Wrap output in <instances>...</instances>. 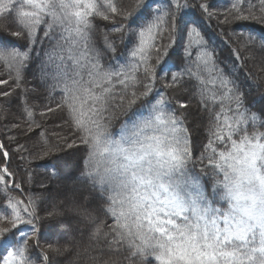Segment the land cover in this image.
<instances>
[{"label": "snow or ice", "instance_id": "1", "mask_svg": "<svg viewBox=\"0 0 264 264\" xmlns=\"http://www.w3.org/2000/svg\"><path fill=\"white\" fill-rule=\"evenodd\" d=\"M229 3L220 12L210 0H202L196 8L190 0H0V65L9 69L0 73L4 86L0 124L15 123L9 131L21 134L0 141V184L6 190L11 180L13 190L24 196L5 195L7 206L0 202L3 264L46 260V252L36 260L31 257V250L40 248V212L64 215L39 208V197L24 194L31 183L27 173L23 184L15 183L4 160L9 158L7 145H19L21 137L32 142L31 150L20 147L35 153L33 162L67 149L62 152L60 174L74 166L80 172L69 180L65 199L77 206L74 185L80 182L95 191L101 211L114 223L109 225L80 206V214L88 216L93 226L90 241L103 240L110 251L124 254L126 264H146L150 256L160 264H264V122L257 127L256 114L242 111V94L235 81L218 70L202 35L205 17L215 18L226 36L236 38L232 43L239 40L245 49H229L234 65L243 68L241 60L247 64L257 53L264 57V34L254 35L248 23L264 25V0ZM26 5L32 11H26ZM196 9L199 15L189 19ZM185 37L189 60L195 53L191 61L198 69L195 73L187 66L181 70L175 65L178 70L173 71L168 65L170 50ZM10 38L23 44H9ZM124 44L127 62L106 63L105 54L116 53ZM37 47L41 80L47 86L39 105L33 102L35 89L23 88L24 66ZM173 93L178 94V108L169 107ZM85 97L93 102L89 111L94 119L84 114ZM193 99L211 117L209 136L199 150L184 126ZM143 104L151 106L152 117L122 128L118 139L111 138L103 113L115 116L118 110ZM13 106L20 119L12 118ZM225 109L234 117L225 115ZM161 126L168 135H149V130ZM225 140H230L231 150L218 151ZM198 152L201 171L211 168L205 174L222 188L219 200L227 203L226 208L214 207L200 190L198 176L189 174ZM109 190L113 195L105 198ZM25 227L30 233L24 232ZM49 250L57 255L70 251L52 245Z\"/></svg>", "mask_w": 264, "mask_h": 264}, {"label": "trees", "instance_id": "2", "mask_svg": "<svg viewBox=\"0 0 264 264\" xmlns=\"http://www.w3.org/2000/svg\"><path fill=\"white\" fill-rule=\"evenodd\" d=\"M202 0H190L192 8H196V5L201 3ZM213 8L220 12H223L227 7L230 6L229 0H210ZM154 8L155 5H152ZM26 11H32L29 6H25ZM193 15H199V9H196V13H190L189 19L192 18ZM205 22H202V35L205 38L207 43V50L213 53L215 63L217 65L218 70H222L227 77H230L235 81V87L239 94H242L244 100V111L246 114H256L257 120L256 125L259 127L260 123L264 122V116H261L260 113L264 110V66L260 63L261 60L256 56L254 60H248L247 64H244V61L241 60V64H243V68L240 65H234V61L230 55L229 49L231 48L233 51L236 50L238 46H241V51L245 49L242 47V42L237 40L236 43H232V40L236 39L235 37L230 38L224 34L221 26L217 24L215 18L212 20H207L205 17ZM100 23L99 28L100 32H103L105 29V24ZM250 25V31L257 37L264 34V25H259L256 23L248 22ZM97 42L100 41V35L96 36ZM9 44L15 45L16 47H20L23 44V41H17L15 38H10L8 40ZM187 44V38H183L180 42H178L171 50L170 56L168 59V65L173 67V71H177L178 69L175 65H179L182 70L183 67L187 66L192 69L195 73L198 69L191 62L195 60V53H193V57L191 60L187 57L185 53V46ZM47 47V45H45ZM127 48L128 45H119L116 53L105 54V62L115 64H124L128 60L127 56ZM260 57V56H259ZM263 59V58H262ZM41 66V53L40 48L37 47L36 53L32 56L31 60L24 66L23 69V77L24 84L23 88L32 90L35 89V93L33 94V102L37 105L41 103L45 94H46V85L41 80L40 73ZM9 69L0 65V73H6ZM13 75L15 72L13 71ZM195 83V80L192 81ZM51 81H49V85ZM4 87V86H0ZM211 90L212 86L208 85ZM178 94L173 93V104L170 105V108H178V105L175 104V98ZM23 99V97H21ZM2 101H0V105H2ZM93 107V102L85 97L84 100V114L88 118H95L92 115V112L89 111L90 108ZM40 109L37 108V112ZM218 110V109H217ZM225 115L234 117V112H228L225 109ZM153 115L151 106L148 104H143L142 106H133L132 109L128 111L118 110L116 111L115 116H110L108 112H104L102 116L103 123L107 125V131L111 134V138L118 139L121 135L122 128H132L133 125L140 123L145 119H150ZM186 115V120L184 126L188 129L192 141L194 142L196 148L199 150L200 145L206 141L209 136V123H210V115L208 112L204 111L196 99L191 101V106ZM12 118L20 119L19 113L15 111V107L12 109ZM199 118V119H198ZM0 119H3L0 117ZM24 120L28 119L27 115L23 117ZM223 119V117H222ZM233 120H229V123H232ZM197 125L198 127H194ZM23 126V125H22ZM15 123L8 124L5 127L3 124H0V141H7L8 136H21L20 133L16 131H9V129H14ZM51 128V125H49ZM160 131L164 132V136L168 135L165 131L164 126H161L159 129L153 132L149 130V134L159 135ZM224 134L227 135V128L224 130ZM232 139H238L237 136H233ZM219 143V142H218ZM20 145H23L24 148L31 150L32 142L26 141L22 137L20 138L19 145L12 143L7 145L6 150L9 151V158L4 160V163L10 164V171L14 174L15 183L23 184L26 173L31 177V183L23 189L25 195L33 194L39 197L38 204L39 208L54 211L53 206L55 200L60 197L58 195L53 196V193L50 192V200L49 195L46 194L47 190H51L52 181L63 179L64 182L61 184L62 191L67 189V185L69 180L72 177H75L80 172L79 166H74L70 169L65 168L63 174H60V168H64V159L65 157L62 155V152L67 151V149H56L49 156L44 157L41 155L39 160L33 162V158L35 153L29 154L28 151H24L21 149ZM221 150H231L230 140H225L220 143V147L218 151ZM83 150L81 149V152ZM21 157H24L21 160ZM218 158V157H217ZM203 165L199 163V152L194 158V166L189 165V174L197 175L200 181V190L208 197L210 201H212L214 207H227V203L219 200V193L222 192V188L215 184L214 179L211 175H206L205 173L211 172V168L201 169ZM53 173H55L53 175ZM222 178V173L220 174ZM67 177V178H66ZM67 182V183H66ZM78 185L81 188L80 195H83L84 199L79 200L78 204L83 208H86L91 216L100 217L105 220L109 225L114 223V219L110 216H104L101 211V201L97 198L95 191H90L89 185L87 183L80 182ZM65 191V190H64ZM58 194V193H57ZM63 194V193H62ZM183 194V191H182ZM5 195L11 197H17L23 199L24 196L21 195L19 190H13V182L9 180L6 185L0 184V202H3L5 206H7V200L5 199ZM113 195V192L109 190L105 193V198L107 196ZM80 206L76 209L75 213H71L67 208L58 209L56 211H62L64 215L49 217L48 211H41L40 218L41 222L37 225L38 228L41 229L40 233V248L31 250L32 259L36 260L38 254L47 253L48 257L43 262H39L38 264H112L113 261L118 262V264H126V261L123 259V253L116 254L115 252L110 251L107 246L104 244L103 240L99 243L90 241V234L93 230L92 223L90 219L86 215L80 214ZM190 214V213H189ZM52 219L55 221V224H51ZM79 225L81 227L80 235L78 240L75 239V242H78L82 245L77 246V250L73 249V243H69L64 239V234L66 230L64 229V225L67 227L74 224ZM52 226L57 230L61 239L54 237L52 238L51 232L49 231V227ZM221 226H223V222H221ZM24 232L30 233V228L25 227ZM76 230H79L76 227ZM30 243L32 238L29 237ZM63 239V240H62ZM49 245L53 247H61L67 246L70 251L63 254L57 255L53 254L49 250ZM79 253L77 255L76 253ZM3 247L0 246V255H3ZM1 261V259H0ZM146 264H160L158 260L155 259L154 256L148 257Z\"/></svg>", "mask_w": 264, "mask_h": 264}, {"label": "rangeland", "instance_id": "3", "mask_svg": "<svg viewBox=\"0 0 264 264\" xmlns=\"http://www.w3.org/2000/svg\"><path fill=\"white\" fill-rule=\"evenodd\" d=\"M260 56V57H259ZM257 57L259 58V60H261L260 61V63H262L261 65H263L264 66V57H262L259 53H257ZM263 58V59H262ZM199 119V118H198ZM194 127H198L197 125H195ZM149 135H151V134H149ZM158 136H161V137H163L164 136V132L163 131H160V133H159V135ZM67 178V177H66ZM63 182H64V180L63 179H58V180H55V181H52V188H51V190H47L46 191V194L47 195H49L48 197H49V200H50V192H51V194L53 193V196H55V195H58V196H60V197H58L56 200H55V202H54V205H52V207L53 206H55V207H53V209H54V211H56V210H58V209H64V208H67L68 210H70L71 211V213H75V211H76V209H78V206H80L79 204H78V202H79V200H80V191H81V188H80V186L78 185V183L76 184V185H74V187H76L77 188V192H76V197H77V206H73V205H71V204H69L68 203V201L65 199V193H66V191H67V189H64L63 191H62V189H61V184H63ZM67 183V182H66ZM69 183V182H68ZM58 193V194H57ZM63 193V194H62ZM76 222H74V224H72V225H70V227H67V225L66 224H62V225H64L63 227H64V229L66 230V232H65V234H64V239L66 240V241H68V242H74L75 243V245H76V247L77 246H81L82 247V245L80 244V243H78V242H75V239L76 240H78V238H79V235H80V230H81V227L79 226V225H77V224H75ZM51 224H55V221L52 219V221H51ZM76 227H77V229L79 230V232L76 230ZM49 231L51 232V237L53 238L54 237V239L56 240L57 238H59V239H61V237L59 236V234H58V232H57V230L56 229H54L52 226H50L49 227ZM63 240V239H62ZM76 250L78 249V248H75ZM3 255H6V253H4ZM0 264H3V260L1 259V261H0Z\"/></svg>", "mask_w": 264, "mask_h": 264}]
</instances>
